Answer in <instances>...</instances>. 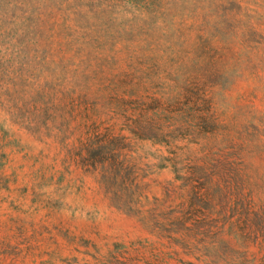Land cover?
Wrapping results in <instances>:
<instances>
[{
	"label": "rangeland",
	"instance_id": "1",
	"mask_svg": "<svg viewBox=\"0 0 264 264\" xmlns=\"http://www.w3.org/2000/svg\"><path fill=\"white\" fill-rule=\"evenodd\" d=\"M0 264H264V0H0Z\"/></svg>",
	"mask_w": 264,
	"mask_h": 264
}]
</instances>
